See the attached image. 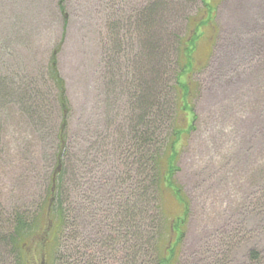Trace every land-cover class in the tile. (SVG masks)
Segmentation results:
<instances>
[{"label":"rangeland","instance_id":"1","mask_svg":"<svg viewBox=\"0 0 264 264\" xmlns=\"http://www.w3.org/2000/svg\"><path fill=\"white\" fill-rule=\"evenodd\" d=\"M151 1L0 0V264H53L55 238L44 236L62 122L49 75L56 49L78 177L81 163L92 176L117 158L143 103L161 93L170 103L186 67L180 80L194 92L168 127L185 133L174 189L158 188V255L166 264H264V0H207L211 20L199 0ZM18 213L28 224L38 217L21 251L10 240ZM171 226L183 232L179 246Z\"/></svg>","mask_w":264,"mask_h":264},{"label":"trees","instance_id":"2","mask_svg":"<svg viewBox=\"0 0 264 264\" xmlns=\"http://www.w3.org/2000/svg\"><path fill=\"white\" fill-rule=\"evenodd\" d=\"M188 1L192 3L194 0ZM151 2L152 7L157 8L171 4L173 0ZM199 2L207 8L211 20V13L216 6L213 7L207 0ZM60 8L64 11L63 7ZM149 11L146 9V14ZM195 33L196 30L189 31L185 51L191 52L194 40L198 38ZM57 52L56 49L51 53L49 75L57 90L62 122L56 138L55 166L49 179L47 217L51 228L44 236L45 244H48L47 237L51 234L55 238L52 247L53 264L168 263L170 258H161L157 252L160 231L164 228L158 188L162 181L174 189L173 165L177 159L175 145L180 139L179 134L185 132L168 127L172 128L171 121L177 105H188L186 98L194 92L180 80L186 67L179 68L174 80L172 90L175 97L170 99L174 111L170 113L166 95L161 93L160 97L156 96L157 99L150 96L141 107L143 112L137 118V127L131 131L130 144H126L123 149L120 147L121 151L111 164L104 167L98 165L96 170L90 172L92 176L86 172L87 166L81 163L78 177L71 174L69 168L66 140L68 108L65 86L57 69ZM175 190L184 206V217L180 220L186 223L187 202L180 195L181 190ZM14 218V231L10 240L12 248L21 251V246L36 231L38 217L33 218L29 224L20 213ZM171 228V231L178 232L174 246H179L183 232H179L177 226ZM171 251H174L173 245L168 252Z\"/></svg>","mask_w":264,"mask_h":264}]
</instances>
